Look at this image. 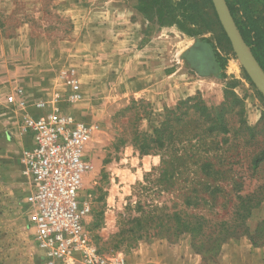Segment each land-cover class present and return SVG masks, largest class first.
Returning a JSON list of instances; mask_svg holds the SVG:
<instances>
[{
  "label": "rangeland",
  "instance_id": "obj_1",
  "mask_svg": "<svg viewBox=\"0 0 264 264\" xmlns=\"http://www.w3.org/2000/svg\"><path fill=\"white\" fill-rule=\"evenodd\" d=\"M158 1L159 6L154 0H0V39L25 30L32 39L49 44L47 57L36 60L32 51L26 64L27 85L16 81L14 109L22 117L26 110L34 111L36 102H44L47 111L58 108L90 126L86 157L93 170L85 177L82 196L91 208L85 229L101 254L122 253L129 264H143L152 261L153 239L170 247L184 240L190 244L189 234L175 238L167 231L171 224L162 227L165 215L177 212L204 220L207 230L195 241L202 253L193 252L201 264H220L224 244L246 235L256 245L264 244V98L243 70L210 0ZM226 1L264 72V0ZM173 18L176 23L171 24ZM152 37L158 38L160 52L168 53L176 65L183 61L186 75L195 78L196 69L183 58L185 47L207 50L205 58L193 56L198 66L213 62L209 76L199 84L202 91L178 99L170 108L127 95L135 89L140 61L132 55L120 60L112 44L130 39L134 53ZM136 38L141 41L134 44ZM68 80L78 84L76 103L69 101ZM19 91L27 102L25 111L18 106ZM8 92L0 88V264H44L35 244L32 214L24 201L21 117L15 122L8 117L12 107H5L3 101L9 98ZM56 97L58 102H54ZM203 107H223L220 121L228 130L225 136L216 129L205 133L213 119L202 117ZM166 120L184 126L173 132H183L188 160L185 167L164 177L158 170L156 140ZM197 136L204 137L200 145ZM146 149L149 153L143 155ZM205 163L209 169L201 168ZM187 202L195 207H186ZM138 206L146 212L162 208L157 210L161 224L157 221L153 230L137 227ZM249 208L247 218L241 220L243 210ZM241 223V229L222 237L224 242L215 248L220 226ZM136 256L137 261H132Z\"/></svg>",
  "mask_w": 264,
  "mask_h": 264
},
{
  "label": "built area",
  "instance_id": "obj_2",
  "mask_svg": "<svg viewBox=\"0 0 264 264\" xmlns=\"http://www.w3.org/2000/svg\"><path fill=\"white\" fill-rule=\"evenodd\" d=\"M71 103L80 99L78 84L68 80ZM18 106L27 102L19 91ZM59 97L54 99L58 102ZM18 122L24 146L20 150L23 177L27 184L24 198L31 211L34 239L44 264H129L122 253L101 254L88 237L85 223L91 214L82 196L85 177L93 166L86 151L91 128L86 122L55 108L46 110L36 102Z\"/></svg>",
  "mask_w": 264,
  "mask_h": 264
},
{
  "label": "crops",
  "instance_id": "obj_3",
  "mask_svg": "<svg viewBox=\"0 0 264 264\" xmlns=\"http://www.w3.org/2000/svg\"><path fill=\"white\" fill-rule=\"evenodd\" d=\"M24 31L22 30L16 37L0 39V88L2 91L9 90L6 94L9 98H5L3 101L6 103L5 107H12L8 117L14 122L22 115L19 109H14L18 101L15 97L16 81L19 85H27L26 79L30 78V74L26 64L31 61L32 51L35 52L34 57L37 60L40 57H47L49 50L48 42L32 39ZM139 41H141L140 38L134 39V44ZM158 41V38L152 37L144 47L136 49L134 53L130 50L132 44L130 39L116 40L112 45L114 46V55L120 57V60L122 57L132 55L140 61L139 74L134 81L135 89L128 90L127 95L155 104L161 103L162 106L170 108L178 99L202 91L199 84L209 76L208 72L214 67L213 63L208 61L206 66L196 65L198 68L195 67L197 69L196 78L186 75V64L182 61L181 64L176 65L168 53L164 55L160 52L157 47ZM193 47L192 45L185 47L186 52L183 58L186 61H188L190 50ZM188 51L190 52L187 53ZM172 67L174 70L167 72ZM45 69L47 71V68ZM183 69L185 73L182 74ZM48 73H53V70ZM150 244L152 261L143 264H201L200 257L192 251L188 241L184 240L180 244L170 247L163 240L153 239ZM131 259L137 261V256L131 257ZM220 264H264V246L253 247L247 237L224 244L220 253Z\"/></svg>",
  "mask_w": 264,
  "mask_h": 264
},
{
  "label": "trees",
  "instance_id": "obj_4",
  "mask_svg": "<svg viewBox=\"0 0 264 264\" xmlns=\"http://www.w3.org/2000/svg\"><path fill=\"white\" fill-rule=\"evenodd\" d=\"M154 1L157 6L160 5V2L158 0H154ZM225 2L232 15V11L226 0ZM170 23L171 24L176 23L174 18L173 20H171ZM190 51H191V54L188 58V62H190L194 68L195 67L197 68L196 66L197 64H193V61H194L193 56L196 55L197 58H199V55H200L201 58H205L204 56L205 54H207L206 52L207 50L203 48V46H194L193 49ZM190 51H188L187 53H189ZM222 110H223V107H220V108L218 107L215 110H208L207 108H204V107L201 108L202 117H204L205 119L206 118L213 119V123L211 124L209 130L205 132L207 133V135H210L214 129L221 131L223 136H225L228 133L226 126L220 121ZM177 111H180V109L178 108ZM212 112H214V117H212L211 115ZM170 125H171V122L169 120H166V122L162 125V130L157 135V140H156V149L158 151L156 152V154L160 157V165L158 167V170L160 171V174L163 175L164 177H167V175L170 174V172L176 171V169H178L179 166L182 168L185 167L186 162L188 160V157L185 155V141L186 140H184L185 138L182 137V135H184L183 132H179V133L173 132V130H175V127L183 130L184 126L183 125L182 126L180 125L170 126ZM202 137L203 136H197V141H198L197 145L201 144ZM147 150L148 149H146L143 155H148L149 152H147ZM176 152H181V154L175 158L173 157V154H175ZM174 162H176V164L178 165L174 166L173 164ZM209 167H210L209 163H205L201 166V168L203 169H209ZM192 192L197 193V191H192ZM186 207L193 208L195 207V204L191 205L189 202H187ZM142 209L143 208L141 206H138V211H140L141 217L134 220L135 225H137V227H139L141 230L145 229L146 227H148V229L150 230L155 229L157 221L159 222L161 220V216L159 217L157 215V210H162V208H158L157 206L151 207L149 208L147 212L143 211ZM250 209L251 208L243 210V216L241 217V220H245L247 218ZM158 224H161V222H159ZM170 224L172 226L168 227L167 231H170V232L172 231L171 233L175 238H179L181 235L186 234V233L189 234L191 238L190 247L192 251H194L197 254L202 253V250L200 248H197L195 244L196 239L203 236L204 231L206 232L207 230L205 228L206 223L201 217L187 216V215H184L183 217H181L180 213L174 212L172 214L165 215V223L164 225H162V227L166 228ZM241 226H242V223L235 224L233 227L232 226L225 227L223 225L220 226L215 234L217 238L213 242V244H215V248L218 247L219 244H222L224 242V239H222V237L224 238L226 236L233 235V233H235V230L238 229V227H240L239 229H241ZM246 237L249 238L253 247L264 246V244L256 245L248 235H246ZM136 239L140 240L141 237L138 236Z\"/></svg>",
  "mask_w": 264,
  "mask_h": 264
},
{
  "label": "water",
  "instance_id": "obj_5",
  "mask_svg": "<svg viewBox=\"0 0 264 264\" xmlns=\"http://www.w3.org/2000/svg\"><path fill=\"white\" fill-rule=\"evenodd\" d=\"M217 19L248 78L264 98V72L238 31L225 0H210Z\"/></svg>",
  "mask_w": 264,
  "mask_h": 264
}]
</instances>
